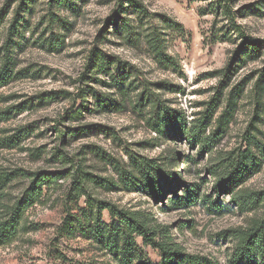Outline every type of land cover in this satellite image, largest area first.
I'll list each match as a JSON object with an SVG mask.
<instances>
[{
	"label": "rangeland",
	"instance_id": "374dc122",
	"mask_svg": "<svg viewBox=\"0 0 264 264\" xmlns=\"http://www.w3.org/2000/svg\"><path fill=\"white\" fill-rule=\"evenodd\" d=\"M0 73V221L47 178L0 264H120L95 234L113 222L106 203L220 264L235 246L223 233L264 216V0H0ZM159 101L188 129L207 118L211 150L156 129ZM242 152L258 163L239 186L262 197L250 210L213 191L211 169ZM140 157L199 199L177 208L170 187L149 194ZM133 238L141 261L159 263Z\"/></svg>",
	"mask_w": 264,
	"mask_h": 264
},
{
	"label": "trees",
	"instance_id": "16d2710c",
	"mask_svg": "<svg viewBox=\"0 0 264 264\" xmlns=\"http://www.w3.org/2000/svg\"><path fill=\"white\" fill-rule=\"evenodd\" d=\"M98 61L97 58V62H93L94 65L101 66L105 64V62ZM2 75L3 73H0V77ZM162 105L160 101L153 105V120L156 129L161 130L162 126L170 127L171 130L177 131L180 137L187 135L194 143H200L204 151L211 150V138L199 139L200 134L209 125L207 118L196 120V123L188 129L186 126L179 125L175 110ZM135 162L136 169L139 172V176L136 177L137 183H143L148 193L155 198L163 199L166 187H170L175 197L169 202L177 208H185L189 203L199 199V194L194 190L193 185L185 184L186 192L179 194L177 183L184 182L176 174L170 173L165 176V173L162 172L159 165L153 163V160L140 157L136 158ZM257 165L255 155L250 152H242L222 171L212 168L211 173L217 174L218 177L213 185L216 196L223 193L231 194V199L238 203L241 210H250L258 206L262 201L260 194L239 188L255 171ZM37 179L38 177L34 178L32 193H27L20 202H17L8 219L0 221V242L10 239L17 233L22 214L41 196L42 185L45 184L47 178ZM5 180V176L1 175L0 188L6 185ZM213 205L216 209L221 207L215 201ZM102 208L108 209L113 222L107 232L100 225H97L95 228L96 238L108 247L112 253L119 254L120 264H152L149 261H141V258L138 257L135 250L134 234L141 236L145 243L159 250L160 261L157 264H220L206 256L184 251L172 240L169 226L152 227L136 213L119 209L113 204L106 203ZM223 235L235 240L233 253L228 257L227 264H264V216L254 218L246 227L226 231Z\"/></svg>",
	"mask_w": 264,
	"mask_h": 264
}]
</instances>
